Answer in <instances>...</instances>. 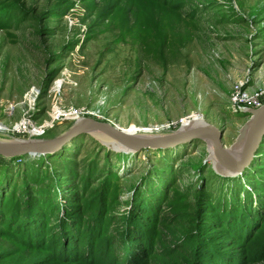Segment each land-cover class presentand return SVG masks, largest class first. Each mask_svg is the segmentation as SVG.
<instances>
[{
    "label": "rangeland",
    "instance_id": "1",
    "mask_svg": "<svg viewBox=\"0 0 264 264\" xmlns=\"http://www.w3.org/2000/svg\"><path fill=\"white\" fill-rule=\"evenodd\" d=\"M112 2L0 0L2 133L27 138L33 130L49 127L71 112L127 131L174 130L181 122L199 117L222 131V143L229 147L248 119L232 109L231 98L237 91L253 94L264 87V0H190L183 12L196 9L198 14L194 21L191 16L183 17L174 31L164 28L166 37L171 39L178 31L181 40L178 52L166 51L162 59L151 54L143 42V37H152L145 33L149 29L126 25L119 10L109 23V11L103 16V9ZM14 6L23 7L25 13ZM148 44L152 47L151 41ZM58 110L60 114L55 115ZM16 125L26 128L15 131ZM72 141L54 159L0 160V204L3 199L8 206L14 198L24 201L36 189L47 188L50 180L59 182L64 203V190L72 177L64 167L84 174L97 157L104 171L96 178L105 176L110 166L116 174L112 177L113 225L130 208L137 189L144 190V201L150 206L152 193L171 179L177 191L187 192L195 205L198 189L205 191L210 204L234 206L239 200L249 202L252 211L260 210L264 199V193L257 197L254 189L264 179V155H257L259 150L264 153V137L250 167L232 180L212 173L210 163H204L206 146L198 140L161 152L111 154L106 166L101 148L107 149L97 139L82 135ZM22 208L19 205L15 211ZM161 210L164 218L170 217L169 203L161 205ZM182 221L185 229L189 217ZM171 229L158 228L145 264H175L178 254L169 255L175 249L180 251L175 242L178 230ZM0 236V253L18 251L21 237L11 232ZM262 240L256 239L254 246ZM19 255L0 264L22 263L29 257L37 261L45 251H21ZM108 258H103L104 264L109 263Z\"/></svg>",
    "mask_w": 264,
    "mask_h": 264
},
{
    "label": "trees",
    "instance_id": "2",
    "mask_svg": "<svg viewBox=\"0 0 264 264\" xmlns=\"http://www.w3.org/2000/svg\"><path fill=\"white\" fill-rule=\"evenodd\" d=\"M187 4H191L190 0H113L104 7L103 16L108 10L106 17L112 23L119 10L123 12L122 18L126 25L149 29L145 33H150L152 37H143V42L151 54L162 59L166 51L178 52L181 40L178 31L172 34L171 39L166 37L164 28L174 31L183 17L189 19L191 16L194 21L198 14L196 9L184 13L183 9ZM14 7L20 13H25L23 7ZM98 16L102 17L101 14ZM134 38L137 39L136 36ZM149 41L152 42V47L148 44ZM101 149L105 151L102 159L105 166L110 161L111 154L118 157L130 156ZM61 152L43 157L54 159L61 157ZM257 155L264 153L259 150ZM28 157L15 160L22 161ZM64 170L72 176L67 181L69 188L64 190L67 192L64 203L60 199L59 182L51 180L47 188L36 189L24 201L14 198L11 202L13 207L11 203L9 206L6 204V199L1 200L0 235L15 233L21 237V241L17 246L18 251L1 252L0 262L18 258L21 251H45V256L37 261L29 257L22 263L14 264H104L103 258L106 256H109L108 264H145L150 245H155L157 241V230L164 226L172 228V232L178 230L175 242L180 251L175 249L169 255L171 257L178 254L175 264H264V199L260 210L252 211L249 202L245 204L240 201L241 204L239 200L234 206H228L226 202L210 204L205 191L198 189L195 191V205L191 203L187 192L177 191L175 181L171 179L152 193L150 206L144 201V190L137 189L132 203L129 204L130 208L113 225L112 214L116 207L111 194L112 177L116 174L112 167L100 179L95 176H100L104 168L100 167L98 157L89 164L84 174H77L68 165ZM99 180L100 185L95 186ZM254 189L257 197L262 196L264 179ZM170 192L172 196L169 195ZM168 203L170 217L166 219L161 205ZM19 205H23V208L15 211ZM146 206H149L148 210ZM208 206L210 210L207 209ZM184 216L189 217V226L185 229L183 227L186 222L182 221ZM259 238L263 240L255 247L254 241ZM1 239L0 236V241ZM113 251L115 254H108Z\"/></svg>",
    "mask_w": 264,
    "mask_h": 264
},
{
    "label": "water",
    "instance_id": "3",
    "mask_svg": "<svg viewBox=\"0 0 264 264\" xmlns=\"http://www.w3.org/2000/svg\"><path fill=\"white\" fill-rule=\"evenodd\" d=\"M240 112L248 119L229 147L222 143V131L199 117L200 122L189 118L174 130L155 128L131 133L110 122L79 116L62 118L41 129L40 133L32 131L27 138H15L0 130V157L12 160L53 155L82 135L97 139L109 151L126 155L173 149L198 140L206 146L204 163H210L215 175L232 178L250 167L264 137V105L256 109L243 107Z\"/></svg>",
    "mask_w": 264,
    "mask_h": 264
},
{
    "label": "built area",
    "instance_id": "4",
    "mask_svg": "<svg viewBox=\"0 0 264 264\" xmlns=\"http://www.w3.org/2000/svg\"><path fill=\"white\" fill-rule=\"evenodd\" d=\"M230 102H231L232 109H237L238 111H240V109L243 107L254 108V109L259 108L264 105V87L258 89L257 91H254L253 94H249L247 92H242V91H237L231 98ZM79 116H83V115L71 112L63 116L62 118L79 117ZM16 126L13 128V130L15 131L26 128L24 127V125L22 127L20 125L19 129L16 128ZM0 160H3V159L0 157Z\"/></svg>",
    "mask_w": 264,
    "mask_h": 264
},
{
    "label": "bare ground",
    "instance_id": "5",
    "mask_svg": "<svg viewBox=\"0 0 264 264\" xmlns=\"http://www.w3.org/2000/svg\"><path fill=\"white\" fill-rule=\"evenodd\" d=\"M58 114H60V112H59V110L56 112V114L55 115H58ZM55 117V116H54ZM192 119L193 120H195V121H197V122H200L198 119H197V117L195 118V117H192ZM186 121V120H185ZM185 121H183L184 123H186ZM191 123V122H190ZM16 128H20V125H17L16 126ZM0 130L2 131L3 129L2 128H0ZM127 131V130H126ZM137 131H140V130H128L127 132H131V133H134V132H137ZM33 132H35V133H40L41 132V130H33Z\"/></svg>",
    "mask_w": 264,
    "mask_h": 264
}]
</instances>
